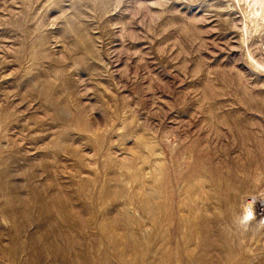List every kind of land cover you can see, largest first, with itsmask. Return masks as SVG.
Listing matches in <instances>:
<instances>
[{"label":"rangeland","instance_id":"374dc122","mask_svg":"<svg viewBox=\"0 0 264 264\" xmlns=\"http://www.w3.org/2000/svg\"><path fill=\"white\" fill-rule=\"evenodd\" d=\"M263 218L264 0H0V264H264Z\"/></svg>","mask_w":264,"mask_h":264},{"label":"built area","instance_id":"2783aa9c","mask_svg":"<svg viewBox=\"0 0 264 264\" xmlns=\"http://www.w3.org/2000/svg\"><path fill=\"white\" fill-rule=\"evenodd\" d=\"M263 220H264V218H263Z\"/></svg>","mask_w":264,"mask_h":264},{"label":"bare ground","instance_id":"6f19581e","mask_svg":"<svg viewBox=\"0 0 264 264\" xmlns=\"http://www.w3.org/2000/svg\"><path fill=\"white\" fill-rule=\"evenodd\" d=\"M249 51V50H248Z\"/></svg>","mask_w":264,"mask_h":264}]
</instances>
